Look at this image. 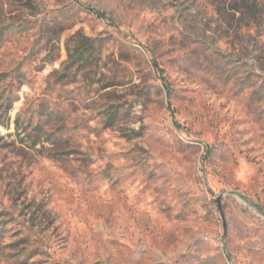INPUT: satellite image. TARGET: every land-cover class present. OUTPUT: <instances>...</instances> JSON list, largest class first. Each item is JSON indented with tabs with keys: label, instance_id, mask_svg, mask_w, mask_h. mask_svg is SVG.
Wrapping results in <instances>:
<instances>
[{
	"label": "rangeland",
	"instance_id": "374dc122",
	"mask_svg": "<svg viewBox=\"0 0 264 264\" xmlns=\"http://www.w3.org/2000/svg\"><path fill=\"white\" fill-rule=\"evenodd\" d=\"M0 28V264H264V0H0Z\"/></svg>",
	"mask_w": 264,
	"mask_h": 264
},
{
	"label": "trees",
	"instance_id": "16d2710c",
	"mask_svg": "<svg viewBox=\"0 0 264 264\" xmlns=\"http://www.w3.org/2000/svg\"><path fill=\"white\" fill-rule=\"evenodd\" d=\"M98 16L102 17V15L100 14H98ZM4 34H5L4 28H0V49L2 48V37L4 36ZM77 37L78 35H74L69 39V41H72L76 39ZM58 38H59V34L56 33L55 36H50V38L46 40V44L51 45V48L58 50V47H57ZM78 39L79 40L77 41V46L73 50V52L70 51L68 47V43H66L65 48H66L67 55L71 59L75 60L76 62H79L80 60V63H82L83 65L82 67H85L87 65L88 57L92 55V53L95 52L94 46H93L95 40L88 38L86 36H80ZM15 72L17 71L9 70L8 72H4V71L0 72V82H3L6 78H10L11 84L17 81L16 82L17 85L15 86V89L19 90L21 86L23 85V80H25L26 76L22 72H17L18 74L14 75L13 73ZM0 100H1L0 108H2V110H0V124L5 125V123L7 122L5 120V117L8 115L9 111L11 110L15 99L11 96V94H9V92H6V94H4V92L2 91L0 92ZM115 115H116V112L113 111V112H110L108 117L111 118ZM49 118L55 119L56 116H54L53 114H50ZM14 126H15V133L18 135L19 130H20L19 116L16 117L14 121Z\"/></svg>",
	"mask_w": 264,
	"mask_h": 264
}]
</instances>
